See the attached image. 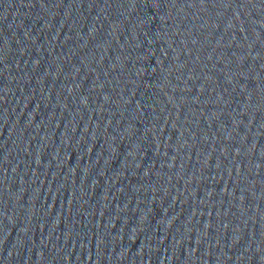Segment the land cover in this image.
<instances>
[{
    "label": "water",
    "instance_id": "95a60500",
    "mask_svg": "<svg viewBox=\"0 0 264 264\" xmlns=\"http://www.w3.org/2000/svg\"><path fill=\"white\" fill-rule=\"evenodd\" d=\"M245 3L0 0V264H264Z\"/></svg>",
    "mask_w": 264,
    "mask_h": 264
},
{
    "label": "snow or ice",
    "instance_id": "6c2138e0",
    "mask_svg": "<svg viewBox=\"0 0 264 264\" xmlns=\"http://www.w3.org/2000/svg\"><path fill=\"white\" fill-rule=\"evenodd\" d=\"M158 2V0H154V6H156V3ZM253 0H246V3L243 6H247V3H252ZM215 3V0H199V5H213ZM197 4H189L188 6L189 7H193ZM217 5H220V6H224L223 3H220V4H217ZM231 4H228V7H230ZM259 7L260 8H264V0H259ZM4 60V57L3 56H0V62H3Z\"/></svg>",
    "mask_w": 264,
    "mask_h": 264
}]
</instances>
